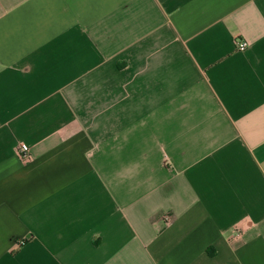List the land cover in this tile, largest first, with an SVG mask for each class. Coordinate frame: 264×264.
Listing matches in <instances>:
<instances>
[{"label":"crops","instance_id":"obj_1","mask_svg":"<svg viewBox=\"0 0 264 264\" xmlns=\"http://www.w3.org/2000/svg\"><path fill=\"white\" fill-rule=\"evenodd\" d=\"M0 264H264V0H0Z\"/></svg>","mask_w":264,"mask_h":264},{"label":"built area","instance_id":"obj_2","mask_svg":"<svg viewBox=\"0 0 264 264\" xmlns=\"http://www.w3.org/2000/svg\"><path fill=\"white\" fill-rule=\"evenodd\" d=\"M236 45L239 51H244L247 47V43L245 41H237ZM16 153L20 160L24 162L30 159L29 148L26 144H20L16 150Z\"/></svg>","mask_w":264,"mask_h":264}]
</instances>
